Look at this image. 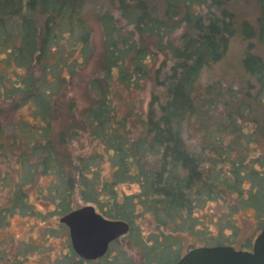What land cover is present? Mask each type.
Instances as JSON below:
<instances>
[{
	"label": "trees",
	"instance_id": "trees-1",
	"mask_svg": "<svg viewBox=\"0 0 264 264\" xmlns=\"http://www.w3.org/2000/svg\"><path fill=\"white\" fill-rule=\"evenodd\" d=\"M229 2L103 0L105 61L90 82L96 94L81 123L101 150L77 157L70 176L64 166L70 155L59 152L51 130L73 76L92 54L81 0H0V152L9 151L4 137L14 136L19 148L10 150L17 174L5 175L0 188L15 179L20 200L15 206L24 204L21 192L37 171L53 172L57 213L72 210L70 198L79 189L81 198L105 217L127 221L130 228L122 238L128 243H120L115 259L107 253L97 258L99 264H132L123 246L139 249L145 264H175L193 247L231 245L232 237L221 229L233 224V214L242 207L254 206L264 218V152L252 157L245 148L255 141L258 124L264 133V56L246 51L242 62L248 78L240 91L219 82L196 86L202 70L223 58L238 31ZM259 2L256 21L244 20L239 27L250 48L254 38L264 46V0ZM149 80L154 90L148 109L139 97L124 110L125 93L144 92ZM69 103L72 110L74 102ZM23 107L30 108L33 122L13 119ZM249 122L255 124L252 133L246 131ZM188 129L190 135L200 131L195 146L187 143ZM230 133L237 136L228 139ZM94 160L98 167L110 162L111 179L100 178L91 166ZM123 183H136L138 190L118 191ZM233 191L237 197L230 203ZM209 201L230 207L213 215L205 212ZM146 214L155 224L147 233L138 222ZM205 214L219 222V231L203 224ZM71 253L78 264L94 262L73 247Z\"/></svg>",
	"mask_w": 264,
	"mask_h": 264
},
{
	"label": "rangeland",
	"instance_id": "rangeland-1",
	"mask_svg": "<svg viewBox=\"0 0 264 264\" xmlns=\"http://www.w3.org/2000/svg\"><path fill=\"white\" fill-rule=\"evenodd\" d=\"M81 4L82 16L91 31L92 54L84 65H80L78 72L73 76L64 101L59 107V113L53 120V128L51 130L52 138H54L59 152H62V154L68 152L70 155L67 158L68 160H66L67 162L65 161L64 163L67 171H70V176L72 175L71 172H73V161L76 162L77 157L80 155L87 157L101 150V147L97 143L98 141L95 140L93 142L91 140V136L82 127L83 124L81 123L85 119L86 108L93 102L92 95L96 94L95 92H91L90 82L99 72L105 61L104 35L99 19V12L103 8V0H81ZM229 5L239 23L238 31L230 39L223 58L202 70L196 83L198 88H204L209 83L219 82L223 86L226 85V87L228 86L240 91L248 78L242 62L246 51L251 49L264 56V46L254 38L252 39L254 45L250 48V41L245 39L239 31L242 21L247 20L254 23L260 15L259 0H230ZM159 58L161 60L164 57L160 55ZM144 89V92L125 93L123 102L121 100L124 110L129 111L130 107L133 106L132 102H138L139 97L145 98L142 107L145 111L148 109V104L152 97L151 91L154 90L153 81L149 80ZM159 90L161 89L155 88V91ZM69 102H74L72 110L68 108ZM258 107H255V110L260 113V106ZM136 108L138 110L139 105ZM29 109L28 107H23L17 110L13 119L19 120L24 118L27 121L33 122L34 118ZM242 122H246V120L242 119ZM249 123L250 128L246 131L252 133L255 124ZM260 131V124H258L254 129L256 139L254 142L248 143L250 145L245 141V137L242 134L240 135L243 143L246 142L247 146L245 148L247 152L252 157L260 154V152H264V133ZM189 132L190 129L185 131L187 143L194 146L197 145L199 143L197 137L200 131L198 133L196 131L195 134H192L193 136ZM236 136L237 133H230L228 139H233ZM14 139V136L4 137V146L6 147V151H9H7L6 155H4L5 151L0 152V187L5 175H8L7 177L10 179V177L15 178L17 174L18 161L11 151L14 149L17 152L19 148H15V145L12 143ZM63 139L66 142L64 141L63 143ZM98 165L99 167L96 165L95 160L91 163L92 167H97L95 171L100 173V178L103 180L111 179L113 167L110 162H102ZM253 166L258 169L262 168L260 162H255ZM249 168H251V165H249ZM88 174L89 176L92 175L90 172ZM14 178L13 180H9L5 189L0 188V212L2 213L6 210L4 216L0 214V264H78L79 257L73 256L71 253L72 244L69 229L59 221L62 215L56 212L57 198L51 194V187L53 182L58 178L57 175L53 172L42 174L41 171H37L34 180L25 185L21 192L24 202L22 206H15L20 200L15 198L17 184H15ZM249 185L250 181L248 179L245 180L243 184L245 191ZM121 189L124 192L133 193L138 190V185L136 183H123L117 188L118 191ZM231 195L234 199L231 198L230 203H233L232 201L236 200L237 192L233 191ZM221 202L222 204L216 201H209L205 212L209 213L211 211L213 215L215 213L222 215L223 210H228L230 206L228 207L229 202ZM69 204L72 210L91 204L99 211L95 204L85 202L81 198L79 189L73 191ZM203 218V224L211 229L212 232L219 231L220 224L217 221H213V216L210 218L208 214H205ZM138 220L143 226L145 233L154 229L155 224L150 214H146ZM231 221L233 224L224 223V227L221 229L229 237H232L233 240L230 244L236 249H243L244 247L251 249L256 236L264 227V218H262L261 212L259 213L254 206L247 205L235 212ZM124 235L120 236L118 245L113 246L110 243L108 247L110 251L107 250L109 252H106L108 257L112 259L118 257V250L121 247L120 243H128L126 239L122 238ZM123 247L129 256H132V264H145L139 249L131 246ZM93 261L91 264L101 263L98 259H93Z\"/></svg>",
	"mask_w": 264,
	"mask_h": 264
},
{
	"label": "water",
	"instance_id": "water-1",
	"mask_svg": "<svg viewBox=\"0 0 264 264\" xmlns=\"http://www.w3.org/2000/svg\"><path fill=\"white\" fill-rule=\"evenodd\" d=\"M70 233L73 249L86 259L103 256L112 241L126 234L130 224L105 217L94 205L75 208L59 218ZM175 264H264V227L251 249L231 245L197 246L187 250Z\"/></svg>",
	"mask_w": 264,
	"mask_h": 264
}]
</instances>
